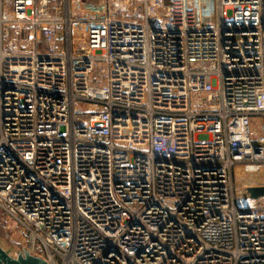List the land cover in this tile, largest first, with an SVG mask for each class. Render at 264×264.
<instances>
[{
  "label": "built area",
  "instance_id": "built-area-1",
  "mask_svg": "<svg viewBox=\"0 0 264 264\" xmlns=\"http://www.w3.org/2000/svg\"><path fill=\"white\" fill-rule=\"evenodd\" d=\"M239 166L264 173V0H0L11 255L264 264Z\"/></svg>",
  "mask_w": 264,
  "mask_h": 264
},
{
  "label": "rangeland",
  "instance_id": "rangeland-1",
  "mask_svg": "<svg viewBox=\"0 0 264 264\" xmlns=\"http://www.w3.org/2000/svg\"><path fill=\"white\" fill-rule=\"evenodd\" d=\"M264 176V173H245L243 169L239 166L234 169V179L236 195L241 196L243 194V189L245 184H240L244 179L249 180L247 185L252 184L253 181H258ZM251 199L247 198L245 202L249 203ZM240 201V198L237 199ZM23 243V235L19 230V227L10 220L7 216L0 213V245L7 250L10 254H13L21 244Z\"/></svg>",
  "mask_w": 264,
  "mask_h": 264
},
{
  "label": "water",
  "instance_id": "water-1",
  "mask_svg": "<svg viewBox=\"0 0 264 264\" xmlns=\"http://www.w3.org/2000/svg\"><path fill=\"white\" fill-rule=\"evenodd\" d=\"M246 191L249 197L253 199L264 196V187H247ZM0 264H47V262L26 251L13 256L0 245Z\"/></svg>",
  "mask_w": 264,
  "mask_h": 264
}]
</instances>
